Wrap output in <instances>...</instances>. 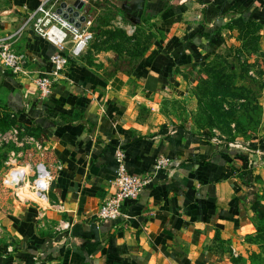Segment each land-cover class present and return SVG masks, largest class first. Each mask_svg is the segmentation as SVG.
<instances>
[{
  "label": "crops",
  "instance_id": "obj_1",
  "mask_svg": "<svg viewBox=\"0 0 264 264\" xmlns=\"http://www.w3.org/2000/svg\"><path fill=\"white\" fill-rule=\"evenodd\" d=\"M42 0H0V37L26 56L24 75L0 61V119H15L46 138L52 181L45 202L17 201L12 235L0 264H219L264 177V114L258 135L222 144L190 124L169 120L158 99L180 75L220 50L233 35L255 30L264 49V0H146L161 36L128 78H105L79 56L49 98L34 79L50 69L56 48L24 26ZM57 0L48 5L56 9ZM89 5L80 11L89 19ZM145 109L151 118L140 119ZM120 149L129 172L153 178L127 200L123 216L98 217L114 193ZM159 157L166 169H154Z\"/></svg>",
  "mask_w": 264,
  "mask_h": 264
},
{
  "label": "rangeland",
  "instance_id": "obj_2",
  "mask_svg": "<svg viewBox=\"0 0 264 264\" xmlns=\"http://www.w3.org/2000/svg\"><path fill=\"white\" fill-rule=\"evenodd\" d=\"M83 1L89 5L92 38L80 56L82 61L107 79L128 78L161 36L162 21L146 16V0ZM98 17L109 21L97 25ZM179 78L178 85L158 99L157 112L190 124L223 145L258 135L264 114V49L255 30L233 35L220 50L210 52ZM137 112L140 119L152 116L145 109ZM48 162V144L40 131L13 118L0 119V246L16 243L11 217L16 200L27 193L25 188L21 194L13 192L4 179L15 168L48 167ZM260 181L257 196L249 200L252 213L235 237L222 243L219 264H264L263 176Z\"/></svg>",
  "mask_w": 264,
  "mask_h": 264
},
{
  "label": "built area",
  "instance_id": "obj_3",
  "mask_svg": "<svg viewBox=\"0 0 264 264\" xmlns=\"http://www.w3.org/2000/svg\"><path fill=\"white\" fill-rule=\"evenodd\" d=\"M42 0L40 5L28 16L24 26L31 27L34 34L45 39L56 48L50 55L48 62L50 69L42 72L34 79V87L41 98L46 99L53 93L54 85L63 75L72 59L78 58L88 46L92 38L89 32L91 21L85 20L79 28L68 23L48 3ZM14 35L0 37V61L5 69L14 75H24L26 56L12 49ZM117 167L113 181L114 193L102 202L98 209V217L103 220H116L123 216V205L127 200H136L150 184L152 172L134 174L128 171L125 156L122 150L115 153ZM168 159L159 157L154 163V169H166ZM52 175L44 164L32 168H15L4 179V184L10 190L20 193L26 189L27 193L17 200H34L45 202L48 198ZM21 194V193H20Z\"/></svg>",
  "mask_w": 264,
  "mask_h": 264
},
{
  "label": "water",
  "instance_id": "obj_4",
  "mask_svg": "<svg viewBox=\"0 0 264 264\" xmlns=\"http://www.w3.org/2000/svg\"><path fill=\"white\" fill-rule=\"evenodd\" d=\"M84 7L83 0H74L72 4H68L66 1L59 3V6L55 9V12L60 15L68 23L79 28L86 18L80 14V11Z\"/></svg>",
  "mask_w": 264,
  "mask_h": 264
},
{
  "label": "trees",
  "instance_id": "obj_5",
  "mask_svg": "<svg viewBox=\"0 0 264 264\" xmlns=\"http://www.w3.org/2000/svg\"><path fill=\"white\" fill-rule=\"evenodd\" d=\"M116 13H117V15H120V16L123 15V13L121 12L120 8H116ZM147 17L150 18L151 16L148 15ZM108 21H109V19H105V18H102V17H98V18L95 19V23H96L97 25L106 24ZM251 30H253V29H251ZM247 31H248V30H247ZM236 142H237V141H236ZM232 143H234V142H232Z\"/></svg>",
  "mask_w": 264,
  "mask_h": 264
}]
</instances>
